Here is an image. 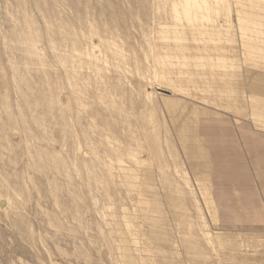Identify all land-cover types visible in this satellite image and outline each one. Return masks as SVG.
Listing matches in <instances>:
<instances>
[{
  "label": "rangeland",
  "instance_id": "1",
  "mask_svg": "<svg viewBox=\"0 0 264 264\" xmlns=\"http://www.w3.org/2000/svg\"><path fill=\"white\" fill-rule=\"evenodd\" d=\"M0 264H264V0H0Z\"/></svg>",
  "mask_w": 264,
  "mask_h": 264
}]
</instances>
